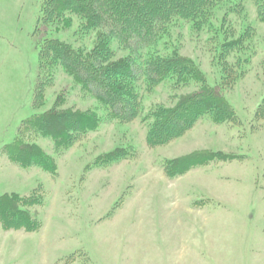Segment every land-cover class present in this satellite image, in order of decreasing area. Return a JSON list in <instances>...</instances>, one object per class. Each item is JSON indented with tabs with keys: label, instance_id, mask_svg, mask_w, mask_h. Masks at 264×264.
<instances>
[{
	"label": "rangeland",
	"instance_id": "obj_1",
	"mask_svg": "<svg viewBox=\"0 0 264 264\" xmlns=\"http://www.w3.org/2000/svg\"><path fill=\"white\" fill-rule=\"evenodd\" d=\"M241 2V15L230 17L238 30L253 29L252 60L225 91L239 121L215 124L205 117L161 147L147 144L140 117L105 121L60 153L52 140L39 138L56 159L58 171L51 174L11 163L5 148L25 120L52 109L58 96L67 101L62 108H97L63 72L46 90L43 107H35L40 46L46 38L79 46L77 19L66 31L47 33L40 24L43 0H0V196L42 200L25 208L42 223L39 231L5 230L0 221V264H264V23L254 0ZM182 32L181 53L215 85L221 65L207 38ZM198 88L175 92L161 85L145 93V111L173 107ZM128 145L134 148L129 159L95 164ZM194 153L218 157L182 175L168 173L166 164Z\"/></svg>",
	"mask_w": 264,
	"mask_h": 264
},
{
	"label": "trees",
	"instance_id": "obj_2",
	"mask_svg": "<svg viewBox=\"0 0 264 264\" xmlns=\"http://www.w3.org/2000/svg\"><path fill=\"white\" fill-rule=\"evenodd\" d=\"M241 1L43 0L41 28L59 34L70 29L76 18L74 35L79 46L58 38L44 39L35 107H43L46 90L55 86L60 72L72 78L74 86L96 100L98 106L85 111L62 108L67 101L58 96L52 109L22 123L14 142L5 148L9 161L56 174V159L36 140H52L55 152L60 153L97 132L105 121L130 123L140 117L147 126L146 142L150 147L170 144L205 117L215 124L239 121L225 91L244 74L243 65L252 60L253 29L245 26L238 30L237 22L230 17L233 13L241 15ZM254 3L264 23V0ZM184 29L193 36L207 38L221 65L222 76L215 85L208 83L194 59L181 53L177 40L181 33L184 36ZM164 84L175 92L193 85L199 88L180 97L173 107L155 104L145 111V93ZM259 116L264 117V100ZM124 148L99 156L95 164L109 167L129 159L134 148ZM217 157L194 153L165 166L170 175L178 176ZM32 197L0 196V221L5 230L33 233L41 229L40 220L25 209L42 204L40 198Z\"/></svg>",
	"mask_w": 264,
	"mask_h": 264
}]
</instances>
